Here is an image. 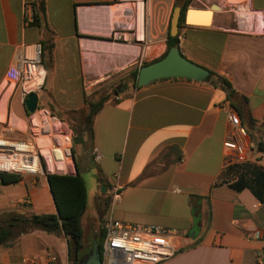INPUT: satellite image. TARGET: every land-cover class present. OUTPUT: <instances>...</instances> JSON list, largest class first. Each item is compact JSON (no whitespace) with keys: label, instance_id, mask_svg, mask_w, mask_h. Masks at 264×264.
Instances as JSON below:
<instances>
[{"label":"crops","instance_id":"crops-1","mask_svg":"<svg viewBox=\"0 0 264 264\" xmlns=\"http://www.w3.org/2000/svg\"><path fill=\"white\" fill-rule=\"evenodd\" d=\"M192 1L201 9L217 4L218 11L210 25H178L172 36L173 10L185 0H43L42 11L39 0H0V137L28 138L43 114L79 130L86 156L82 168L75 165L96 172V204L107 203L103 222L170 232L174 254L160 264H255L254 254L264 250V205L248 190L230 188V168H264L257 150L264 145V32L251 21L261 18L264 27V0ZM134 2H142L140 19ZM26 4L37 9L34 24L26 23ZM169 37L182 57L225 78L234 94L228 99L205 81L187 79L133 87L131 73L160 60ZM37 48L46 76L29 114L7 72ZM102 99L88 130L89 104ZM228 111L247 134L242 156L223 145ZM114 184L122 188L118 203L110 201ZM9 186L0 189V213L37 214L36 200L43 202L38 214L56 212L46 177L0 183ZM27 257L69 264L67 241L34 231L0 249V264Z\"/></svg>","mask_w":264,"mask_h":264},{"label":"built area","instance_id":"built-area-1","mask_svg":"<svg viewBox=\"0 0 264 264\" xmlns=\"http://www.w3.org/2000/svg\"><path fill=\"white\" fill-rule=\"evenodd\" d=\"M135 8H139L142 2H134ZM23 14L27 24H33L37 16L34 5L26 4ZM252 18V17H251ZM260 25V31L264 32L261 18L253 20ZM40 49L37 48L31 54L27 51L17 64L7 72V78L16 84L24 98L30 94H37L44 84L46 72L41 65ZM226 120L231 127L224 148L234 151L242 156L245 152L247 134L240 125L238 116L233 111H228ZM45 125V122H43ZM43 124V125H44ZM51 127L38 126L31 122L27 133L28 138L22 140H10L0 137V174L11 175L19 178H39L49 174H65L67 156L61 161L55 162L56 151L62 139L69 137L64 135L51 136L52 150L46 143L50 137ZM70 142V140H69ZM62 164L63 170L59 171L57 165ZM122 194V188L114 184L110 188V201L118 203ZM104 239L102 245L101 264H160L170 259L174 250L169 242L170 232L163 228L135 227L111 219L102 224ZM52 261V258H49ZM255 264H264V250L254 254ZM22 264H38L35 257H27Z\"/></svg>","mask_w":264,"mask_h":264},{"label":"trees","instance_id":"trees-1","mask_svg":"<svg viewBox=\"0 0 264 264\" xmlns=\"http://www.w3.org/2000/svg\"><path fill=\"white\" fill-rule=\"evenodd\" d=\"M181 1V0H179ZM190 4V0H185L182 6V16L179 26L184 25V13ZM38 11L43 10V0H39ZM201 9V8H200ZM37 16L34 23L36 22ZM33 23V24H34ZM175 37L168 38L167 50L162 56L164 58L171 48L177 47ZM161 58V59H162ZM138 70L131 73L133 87H136V77ZM210 86L221 90L229 99L234 91L228 81L218 74L211 73V77L205 80ZM107 100H97L90 102V112L85 118V124L90 129L93 117L101 109ZM259 152H264V145L257 147ZM74 175L49 174L46 176L47 184L55 206L53 214H21L17 211H7L0 213V249L7 248L16 243L22 236L34 231H42L47 234H63L67 241L69 264H79L89 250L94 240L98 243V252L101 258L104 231L102 222L104 219V209L101 212V226H99L95 239L91 243L84 240V231L81 218L87 205V188L77 164ZM235 181L230 184V188L235 191L248 190L254 198L264 205V168L254 164H236L230 168ZM19 177L0 174V183L3 185L15 184Z\"/></svg>","mask_w":264,"mask_h":264},{"label":"water","instance_id":"water-1","mask_svg":"<svg viewBox=\"0 0 264 264\" xmlns=\"http://www.w3.org/2000/svg\"><path fill=\"white\" fill-rule=\"evenodd\" d=\"M216 11H218V7L214 5L208 9L189 7L184 13V23L190 26H208L210 25L213 13ZM181 16V7L174 8L170 19V34L172 36L176 35L178 31ZM210 77L211 73L209 71L186 60L180 55L179 48L174 47L169 50L164 58L138 70L136 87H143L160 79L205 81ZM37 103V94H30L24 102L26 112L34 114L37 109ZM98 249V243L94 240L90 249L79 264H101L102 261Z\"/></svg>","mask_w":264,"mask_h":264},{"label":"rangeland","instance_id":"rangeland-1","mask_svg":"<svg viewBox=\"0 0 264 264\" xmlns=\"http://www.w3.org/2000/svg\"><path fill=\"white\" fill-rule=\"evenodd\" d=\"M177 5V4H175ZM217 6V4H211L208 6L210 8L211 6ZM189 7L194 8H203V6L198 3L197 1H192ZM218 7V6H217ZM48 125H45L43 122ZM67 122H71L69 118H66ZM35 122L38 126H46L51 127L53 130L50 134V137L46 138V143L49 147V150H52L53 143L51 142V136L55 135H64L66 134L69 137V140L67 138L62 139V147H58L56 151H54V158L58 160V156L61 157V155L57 151H61L63 158L67 156L66 160V173L65 174H59V175H74L75 174V162L79 164L81 161L85 159L86 156V145L84 144L83 137L80 135V131L76 129V131H70V129L66 128L63 125H59L58 123H53V120L51 117H49L46 114H43L40 117H35L32 121ZM44 124V125H43ZM55 147V146H53ZM58 155V156H57ZM83 164L80 163V167L82 168ZM63 165H57V168H61L63 170ZM57 174V173H53ZM95 175L96 172L94 169H92L90 172H81V176L83 180L85 181L86 188H87V205L86 210L81 218V223L83 226L84 231V240H86L87 243H91L93 239H95L94 233L97 232L99 226H101V212L103 209V206L101 204H96V198H95ZM43 178V176H41ZM2 190H9L14 189L12 186L9 187H0ZM2 199V197H0ZM38 204V205H37ZM43 207V202H38L36 200L35 205V212L38 214L40 212V208ZM92 245V244H91ZM91 247V246H90ZM89 247V249H90Z\"/></svg>","mask_w":264,"mask_h":264},{"label":"bare ground","instance_id":"bare-ground-1","mask_svg":"<svg viewBox=\"0 0 264 264\" xmlns=\"http://www.w3.org/2000/svg\"><path fill=\"white\" fill-rule=\"evenodd\" d=\"M137 12H138V16H139V19H140L141 18V8L140 7L138 8ZM44 122H46V121L44 120ZM62 146H63L62 144L59 145V147H62ZM57 152L61 155V157L57 155L59 158H58V160L56 158H54L55 162H59V161H61L63 159V155H62L61 151H57ZM57 169L59 171H62L61 168H57Z\"/></svg>","mask_w":264,"mask_h":264}]
</instances>
